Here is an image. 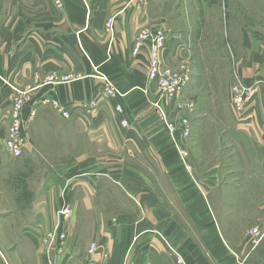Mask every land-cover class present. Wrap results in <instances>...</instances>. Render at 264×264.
I'll return each mask as SVG.
<instances>
[{
    "label": "crops",
    "instance_id": "crops-1",
    "mask_svg": "<svg viewBox=\"0 0 264 264\" xmlns=\"http://www.w3.org/2000/svg\"><path fill=\"white\" fill-rule=\"evenodd\" d=\"M60 1L62 7L56 0H0V168L12 103L23 94V117L35 116L22 157L40 149L41 132L77 144L73 155L48 157L55 171L44 197L31 202L34 218L15 226L13 243H42L39 230L55 229L68 205L72 220L59 229L66 228L77 255L98 264H174L175 252L182 264H264V238L251 247L264 228V0H243L229 15L237 25L227 43L199 42L206 55L222 56L206 62L205 83L193 74L188 139L159 122L148 80L150 40L133 52L141 30L162 27L173 67L186 50L182 38L197 39L195 24L177 27L182 21L168 16L167 0ZM94 67L117 92L106 90ZM236 82L257 87L246 120L232 107ZM218 83L224 95L215 91Z\"/></svg>",
    "mask_w": 264,
    "mask_h": 264
},
{
    "label": "rangeland",
    "instance_id": "rangeland-1",
    "mask_svg": "<svg viewBox=\"0 0 264 264\" xmlns=\"http://www.w3.org/2000/svg\"><path fill=\"white\" fill-rule=\"evenodd\" d=\"M167 2L165 1L164 8L168 16L173 14L175 15L174 18L182 21V23L178 22L177 27L181 28L195 24L197 29V39L189 35L182 38L186 48L185 53L181 50L182 52L174 59L173 67H171L179 73L187 72L189 76L182 90L181 104L183 106L177 111H181L178 116L186 114L190 120L189 115L193 114L196 109L195 101L187 96L191 91L190 85L193 82V74L198 73V75H201L202 82L205 83L203 71L206 62L216 63L222 56L221 52L213 53L214 56L212 54L206 55L198 44L200 41L208 42L212 38L213 44L216 41L219 46L221 40L225 43L231 40L229 31H235L237 22L234 17L228 21V17L229 15H237V6H242L243 0H167ZM245 4L251 7V1H247ZM189 41L193 43L192 48L191 44L189 47ZM229 57L233 60L232 53H229ZM242 84L251 88L250 92L255 89L254 85ZM214 88L220 95H224L227 91L226 86L219 83ZM251 102H254L253 96L245 102L242 110H236L239 102L236 98L232 100L233 110L240 120H246L249 117L245 116V112L249 104H252ZM190 103L194 104L193 112H189ZM38 135L42 139L40 140V149L36 151V154L15 158L5 153L7 159L4 167L0 168V249L6 254L7 259H10V261L8 259L10 264H63L61 259L65 254H68L65 260H69L64 264H98L95 260L88 259L84 252L77 255L76 245L66 242L68 236L66 228L64 227L62 231L59 229L62 220L66 225L73 216L72 207L68 205L55 216V229L46 231L42 227V230H39L42 233V243L38 245L13 243L12 236L17 235L15 226L18 224L22 226L34 218L35 213L30 210L31 202L38 197H44L45 180L48 176H51L50 173L55 171L52 165L48 163V157H51L52 160L62 159V157L75 154L77 149L76 143H63L60 140L51 141L52 134L45 135L41 132ZM190 135L186 139L190 138ZM182 153L184 154V151H181ZM183 154L182 156H184ZM250 233L252 234L251 231ZM253 237L251 247L255 248L264 238V228L259 231L258 235L255 234ZM80 247L82 249L87 248V246ZM44 257L46 258L45 262ZM105 257L106 255H104V259ZM1 261L0 264H2Z\"/></svg>",
    "mask_w": 264,
    "mask_h": 264
},
{
    "label": "built area",
    "instance_id": "built-area-1",
    "mask_svg": "<svg viewBox=\"0 0 264 264\" xmlns=\"http://www.w3.org/2000/svg\"><path fill=\"white\" fill-rule=\"evenodd\" d=\"M56 3L59 7H62V2L60 0H56ZM113 19L111 18L108 21V28L111 29ZM150 40L151 48H150V57L148 62V80L150 86L154 88L155 92V100L153 104L157 110V115L159 118V122L164 126L166 132L174 135L178 131H181L182 136L187 138L191 133L190 128V120L186 114L178 116L182 108L181 100H182V90L185 86L186 82L189 79L187 72L179 73L174 69L169 67L165 61V51L166 45L168 43V34L162 27L154 28V29H143L139 32L136 42V47L134 49L133 54L137 55L140 52V48L143 47L144 42ZM94 71L96 73V78L104 83L106 90L110 93L117 92L111 80L101 73L98 67H94ZM1 78V77H0ZM70 76L62 77V81L71 80ZM104 88V89H105ZM257 87L250 92L251 88L244 86L241 82H236L232 86V95L233 99L239 102L236 110H242L243 105L246 101L250 100L252 96L255 95ZM28 96H24L15 98L12 103V111H11V123L8 128L7 136L5 138V151L15 157H22L24 154V149L26 147V139H25V128L27 125L33 120L35 116V111H32L31 115L28 118H24L22 114V107L27 102ZM58 106V110L62 113V115L66 118H70L72 113L67 110L61 104L55 102ZM193 103L189 104V112H193ZM118 112H122V108L120 106L117 107ZM171 111L177 112V117H173L171 115ZM122 124L124 126H128L129 123L126 119L122 118ZM184 154H187L184 151ZM261 231V230H260ZM257 235L259 234V231ZM95 245L92 246L94 249ZM175 262L174 264H182L183 259L180 255L175 252ZM0 259L3 264H10L6 254L3 250L0 249Z\"/></svg>",
    "mask_w": 264,
    "mask_h": 264
}]
</instances>
